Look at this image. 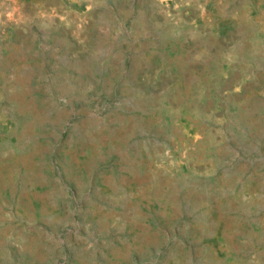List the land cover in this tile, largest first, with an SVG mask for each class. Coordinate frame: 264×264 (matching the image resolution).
<instances>
[{"label":"rangeland","instance_id":"1","mask_svg":"<svg viewBox=\"0 0 264 264\" xmlns=\"http://www.w3.org/2000/svg\"><path fill=\"white\" fill-rule=\"evenodd\" d=\"M0 264H264V0H0Z\"/></svg>","mask_w":264,"mask_h":264}]
</instances>
